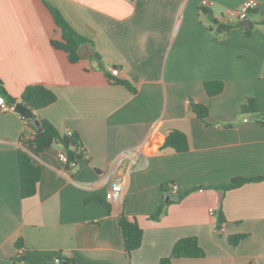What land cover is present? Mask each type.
<instances>
[{
    "label": "crops",
    "instance_id": "crops-1",
    "mask_svg": "<svg viewBox=\"0 0 264 264\" xmlns=\"http://www.w3.org/2000/svg\"><path fill=\"white\" fill-rule=\"evenodd\" d=\"M46 1L92 41L99 59L88 45L71 63L51 44L61 32L42 0H0V91L18 98L28 84L51 89L56 100L36 114L60 135L77 134L82 149L74 166L59 159L58 140L31 155L41 174L35 193L21 198L17 150L38 121L0 109V264H14L17 253L24 264H55L58 253L78 264H158L186 236L197 238L204 256L171 264H264V178L219 189L235 177H264V124L239 113L248 96L264 110V24L248 36L240 27L217 35L203 0ZM243 1L206 0L205 7L221 21ZM254 1L249 24L264 21V0ZM110 67L134 91L111 82ZM206 80H221L222 91L208 96ZM186 100L208 107L204 121ZM171 129L187 136L188 150L161 149ZM113 182L122 195L109 213L83 201L96 194L107 202ZM169 192L177 197L150 218ZM121 214L142 228L129 256ZM231 234L245 237L232 245Z\"/></svg>",
    "mask_w": 264,
    "mask_h": 264
},
{
    "label": "trees",
    "instance_id": "trees-1",
    "mask_svg": "<svg viewBox=\"0 0 264 264\" xmlns=\"http://www.w3.org/2000/svg\"><path fill=\"white\" fill-rule=\"evenodd\" d=\"M47 9L49 10L51 17L61 32V40H51V44L63 50L67 54V58L71 63L77 62L82 56L78 53V48L87 44L91 47L90 58L98 60V53L94 50L92 41L79 34L65 19L61 12L53 5L48 3L46 0H42ZM201 13L207 16L208 20L212 23L211 27H214L217 35L226 33L232 27H240L243 29L245 36L250 34L251 29L255 24L251 23L248 26H240L238 21L223 22L215 19L212 16V12L205 6L200 8ZM107 77L113 83H118L131 91H134V87L125 79H117L110 76L107 73ZM203 87L208 96H214L219 94L223 89V82L221 80H206L203 82ZM7 102L15 103L21 101L26 107L32 110L34 119L38 121V127L32 137L28 139H21V143L25 148H19L17 150V169H18V184H19V195L21 198L30 197L35 193L37 182L39 181L41 168L38 164L32 161L31 155L38 154L47 147H49L54 141L58 140L63 150L66 152L69 160L76 159L77 156L82 155V149L80 148L79 136L75 133L71 135L63 134L60 135L56 128L45 118H42L36 114V111L43 108L56 100L55 93L42 84H28L22 90L18 98L12 97L7 94L4 90L0 91ZM189 107L196 114V116L205 120L208 116V107L202 103L190 101ZM239 113L242 115H253L255 120L259 124H264V110L259 109L255 103L253 97H246L245 101L241 103L239 107ZM187 136L178 129H171L167 132L164 142L161 145V149L171 148L174 151L182 152L188 150ZM264 178L263 176L255 177H235L229 183L222 184L219 189L226 191L228 189L238 187L244 183L257 181ZM161 188L164 191L169 190L168 184H162ZM84 202L96 201L102 204L107 213L110 212V203L106 202L99 195L93 194L83 199ZM166 206L164 198H161L155 211L150 215V218H157L163 212ZM218 223L221 224L224 221V217L221 213L217 216ZM118 227L121 233L123 249L126 255H130L131 251L138 248L142 241V228L133 217H128L121 214L118 218ZM245 237V234H231L228 235V242L232 245L237 244L241 239ZM17 249L22 247L21 239H17L15 242ZM204 251L198 243L195 236H186L177 239L172 247L170 254L161 257L158 264H171L172 258L177 257H202ZM57 257L62 261H67L69 264H78L73 258L62 257L59 253ZM26 257L17 253L14 257V264H24Z\"/></svg>",
    "mask_w": 264,
    "mask_h": 264
},
{
    "label": "built area",
    "instance_id": "built-area-1",
    "mask_svg": "<svg viewBox=\"0 0 264 264\" xmlns=\"http://www.w3.org/2000/svg\"><path fill=\"white\" fill-rule=\"evenodd\" d=\"M206 0L202 1L203 6L206 5ZM254 0H245L241 3L238 9L236 10H229L226 12V15L222 17L223 19L221 21L223 22H231V21H239L241 19H244L250 9H252L255 6ZM110 74L112 76H117L119 74V69L115 67L109 68ZM186 103L189 104V100H186ZM13 108V105L8 104L4 96L0 93V109L7 110ZM67 135H71L72 131L67 130ZM59 159L63 161L66 165L74 166L76 164V159L69 160L67 157L66 152L63 150L59 152L58 154ZM122 157H128V152H124ZM122 195V186L119 182H113L110 184L108 190L105 193V199L109 203H115L118 202ZM212 212V209H209ZM55 264H61V260L56 257L54 260Z\"/></svg>",
    "mask_w": 264,
    "mask_h": 264
},
{
    "label": "water",
    "instance_id": "water-1",
    "mask_svg": "<svg viewBox=\"0 0 264 264\" xmlns=\"http://www.w3.org/2000/svg\"><path fill=\"white\" fill-rule=\"evenodd\" d=\"M251 11V9L249 10ZM238 24L240 26H248L249 25V20L247 18L241 19L238 21ZM78 53L81 56H86L89 51H88V45L87 44H83L78 48ZM8 104L13 105V109L18 112L21 116L25 117V118H33V112L31 109H29L28 107H26L21 101H17L15 103H10L8 102ZM173 196L177 197V194L175 193H167V195L165 196V201H168V199H172ZM61 264H69L67 261H62Z\"/></svg>",
    "mask_w": 264,
    "mask_h": 264
}]
</instances>
